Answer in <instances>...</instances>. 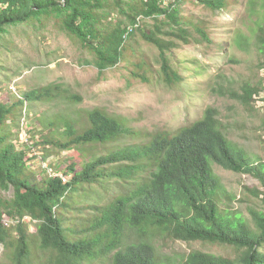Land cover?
Listing matches in <instances>:
<instances>
[{"label":"trees","instance_id":"trees-1","mask_svg":"<svg viewBox=\"0 0 264 264\" xmlns=\"http://www.w3.org/2000/svg\"><path fill=\"white\" fill-rule=\"evenodd\" d=\"M178 1L0 0V37L7 27L52 18L60 31L91 52L99 75L129 61L133 78L172 87L183 80L171 63L179 42L189 44L193 32L210 41L203 26L179 16L174 8ZM197 1L210 10L228 4ZM113 7L123 13L126 26L109 19ZM246 12L255 17V28L248 27V34L237 30L231 42L240 50L254 45L264 56V0H247ZM147 19L154 21L148 28ZM135 34L157 50V66L142 57L132 60L127 42ZM262 94L264 78L257 85L241 84L234 98L250 108ZM61 95V88L51 83L0 101V245L6 264H264V159L228 137L216 108L206 107L199 119L175 131L144 133V141L133 144L126 140L142 134L127 120L101 109L87 111L81 131L64 121L60 139L45 141L73 150L79 169L72 164L36 181L27 151L11 142V124L17 126L12 109ZM61 97L80 101L74 95ZM215 168L256 179L261 190L244 189L259 206H249L247 216L238 210L234 204L243 197L226 190ZM10 190L11 196L4 197ZM70 210L80 215L79 223L67 218ZM5 217L13 222L6 225ZM31 222L34 233L28 232ZM177 241L223 246L235 253L225 257L190 250L171 259L158 252L160 243Z\"/></svg>","mask_w":264,"mask_h":264},{"label":"rangeland","instance_id":"rangeland-1","mask_svg":"<svg viewBox=\"0 0 264 264\" xmlns=\"http://www.w3.org/2000/svg\"><path fill=\"white\" fill-rule=\"evenodd\" d=\"M227 1L222 10H210L197 0L176 2L174 8L179 16L203 26L210 41L200 40L193 32L194 38L189 44L179 42L171 63L183 80L172 87L153 79L148 83L133 78L129 61H122L99 75L92 64L91 52L60 31L52 18L7 27L0 37L1 102L13 100L11 94L16 97L51 83L57 84L63 95H74L80 99L73 103L61 95L55 101H39L33 106L12 109L17 126L11 124V142L16 149L27 151L26 158L30 159L28 167L36 172L37 176H33L36 181L48 176V173L61 174L72 164L75 170L79 169V158L73 150L62 151L45 141L60 139L65 122L71 123L77 132L81 131L84 114L93 109L105 110L127 120L132 130L142 134L136 140H123L133 144L142 143L144 133L175 131L190 124L202 116L206 107L212 106L219 112L228 137L247 153L264 159V94L250 108L243 107L234 98V93L240 92L241 84L250 82L257 85L264 78V70L260 69L264 56L256 51L254 45L240 50L231 42L237 30L248 34V27L255 28V17L247 16V0ZM108 12L113 23L127 25L123 13L115 7ZM153 23L150 19L144 21L147 28ZM127 43L133 49V61L142 57L157 66V50L144 42L139 34L129 38ZM219 85L222 91L218 90ZM50 163L54 167L50 168ZM215 173L227 191L243 197L244 200L234 206L245 216L249 206H259V201L244 189L261 190L256 179L220 168H215ZM95 190L101 189L95 187ZM11 194V190L3 192L4 197ZM66 216L75 218L73 221L79 223L80 215L76 211L70 210ZM12 222L5 217L6 225ZM34 223L28 224L29 233H34ZM157 250L171 259H180L190 250L225 257L235 253L223 246L180 241L166 245L160 243ZM2 253L3 246L0 245V264H6Z\"/></svg>","mask_w":264,"mask_h":264}]
</instances>
